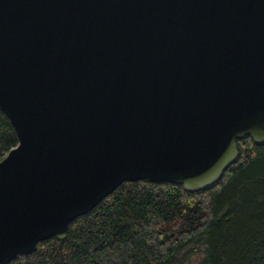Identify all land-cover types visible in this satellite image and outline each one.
Masks as SVG:
<instances>
[{
    "label": "water",
    "instance_id": "obj_1",
    "mask_svg": "<svg viewBox=\"0 0 264 264\" xmlns=\"http://www.w3.org/2000/svg\"><path fill=\"white\" fill-rule=\"evenodd\" d=\"M0 264L123 181L218 180L264 143V0H0Z\"/></svg>",
    "mask_w": 264,
    "mask_h": 264
},
{
    "label": "trees",
    "instance_id": "obj_2",
    "mask_svg": "<svg viewBox=\"0 0 264 264\" xmlns=\"http://www.w3.org/2000/svg\"><path fill=\"white\" fill-rule=\"evenodd\" d=\"M17 138L0 110V158ZM238 154L210 185L123 181L66 236H51L6 264H264V143Z\"/></svg>",
    "mask_w": 264,
    "mask_h": 264
}]
</instances>
